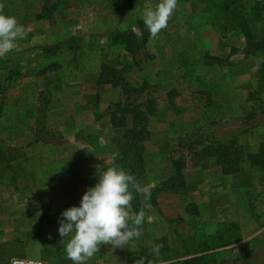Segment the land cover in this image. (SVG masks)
<instances>
[{"label": "rangeland", "instance_id": "obj_1", "mask_svg": "<svg viewBox=\"0 0 264 264\" xmlns=\"http://www.w3.org/2000/svg\"><path fill=\"white\" fill-rule=\"evenodd\" d=\"M158 3L33 0L34 12L26 16L4 10L28 34L0 57V105L8 99L15 104L21 86L34 81L44 94L42 102L18 103L11 119L0 113V123L13 127L12 141L0 136V264H10L14 256L72 264L65 252L70 237L59 233L61 214L79 207L85 192L113 166L151 188L142 235L129 246L101 245L86 264H133L124 257L130 252L135 264H264V168L245 162L237 174L223 176L213 157L197 162V156L232 141L245 153L264 142L263 55L254 54L231 28L219 0H178L167 28L153 39L163 53L142 47L143 35L150 34L144 13ZM118 31L125 34L124 44L111 39ZM70 39L89 45L108 65L125 67V89H89L81 71L64 84L56 83L54 72L38 76L41 51ZM205 54L225 62L206 66ZM64 57L52 52L49 59ZM172 90L178 96L170 103ZM150 100L159 109L149 119L145 148L160 158L140 172L124 157L127 128H112L110 119L119 107ZM200 118L202 124L194 128ZM38 142L73 149L102 168L90 178L45 183L36 177L46 162L32 149ZM175 164L183 171V194L162 190L175 175ZM156 245H161L158 256Z\"/></svg>", "mask_w": 264, "mask_h": 264}, {"label": "trees", "instance_id": "obj_2", "mask_svg": "<svg viewBox=\"0 0 264 264\" xmlns=\"http://www.w3.org/2000/svg\"><path fill=\"white\" fill-rule=\"evenodd\" d=\"M0 3L4 4V10L7 13H13L18 16H26L30 12H34L33 0H0ZM218 9L225 13L230 20L231 28L239 31L251 51L254 54L263 55L264 58V2L261 0H219ZM37 17L41 18L40 15H37ZM113 35L111 39L116 44H124L127 40L125 34L119 31ZM145 45L154 49L156 53H163V48L159 46L156 40L153 41L150 34L143 35L142 47ZM52 52H57L58 55L65 57L60 61L51 60L49 57ZM40 56L41 60L37 75L44 76L48 72H54L55 81L58 84L73 80L76 73L81 71L84 77L83 82L89 85V89L93 90L101 86L125 89V85H123L125 67L108 65L101 60V57L89 45L77 44V40L70 39L62 45L46 47L41 51ZM70 56L73 58L67 60ZM203 58L204 64L210 67L219 66L225 62L222 58L209 56L208 54H205ZM182 61H184L183 57L176 63ZM174 70H176L175 67ZM259 75L264 82V61L260 66ZM43 94L42 91L38 92V84L35 81L23 84L17 96L19 100L13 104V100L8 99L3 106L0 105V113L6 111V116L11 119L14 113L13 108H16L18 103L22 101L42 102ZM167 96L171 103L178 94L172 90L167 92ZM158 109L157 102L154 100H150L143 105L128 104L125 107H119L110 119L112 128L124 126L127 128L123 135L124 157L128 161L130 168H137L140 172L145 171L148 163L159 161L160 158L158 155L149 154L145 148L146 143L150 140L149 119L157 115ZM0 124L2 125L0 136L12 141L9 129L13 127H7L9 122L5 120ZM201 124L202 119L200 118L194 123V128H198ZM32 149L36 156L44 155L43 160H46L43 164V170L36 175L37 179H41L45 183H50L51 180L67 182L75 178H90L102 168L101 163L91 157L78 156L73 149L58 150L53 145L42 144L41 142L37 143V148L33 147ZM208 156L214 158L215 164L223 176L237 174L245 162H248L251 166L264 168V142L259 144L256 152L245 153L240 145L232 141L213 148L209 154L197 156V162L203 161ZM44 171L46 174H44ZM162 190L178 194L186 192L180 164H175V175L162 185ZM131 203V211L134 213L138 212L142 207L139 196L135 192ZM114 255L117 256L116 254ZM124 257L125 259L133 260V264H135L131 252Z\"/></svg>", "mask_w": 264, "mask_h": 264}, {"label": "clouds", "instance_id": "obj_3", "mask_svg": "<svg viewBox=\"0 0 264 264\" xmlns=\"http://www.w3.org/2000/svg\"><path fill=\"white\" fill-rule=\"evenodd\" d=\"M177 6L178 0H160L155 8L146 9L143 20L151 38L155 39L167 28ZM27 34L25 26L14 15L5 14L4 4L0 3V57L12 52L16 42ZM134 192L143 196L144 205L135 213L131 211ZM150 198V186L141 187L136 177L122 167H108L96 186L85 192L81 205L61 214L59 233L63 238L70 237L65 247L66 258L72 264H86L100 251L101 245L124 247L139 239ZM160 248L161 245L153 248L157 256ZM11 264H42V261L14 256Z\"/></svg>", "mask_w": 264, "mask_h": 264}, {"label": "built area", "instance_id": "obj_4", "mask_svg": "<svg viewBox=\"0 0 264 264\" xmlns=\"http://www.w3.org/2000/svg\"><path fill=\"white\" fill-rule=\"evenodd\" d=\"M10 264H11V262H10ZM42 264H44V263H42Z\"/></svg>", "mask_w": 264, "mask_h": 264}]
</instances>
